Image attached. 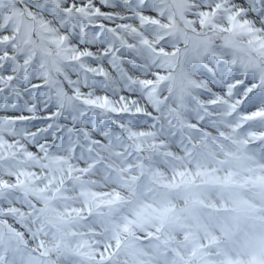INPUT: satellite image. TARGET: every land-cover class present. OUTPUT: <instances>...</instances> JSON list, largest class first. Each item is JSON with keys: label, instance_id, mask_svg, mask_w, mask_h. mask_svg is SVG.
<instances>
[{"label": "snow or ice", "instance_id": "1", "mask_svg": "<svg viewBox=\"0 0 264 264\" xmlns=\"http://www.w3.org/2000/svg\"><path fill=\"white\" fill-rule=\"evenodd\" d=\"M0 264H264V0H0Z\"/></svg>", "mask_w": 264, "mask_h": 264}]
</instances>
